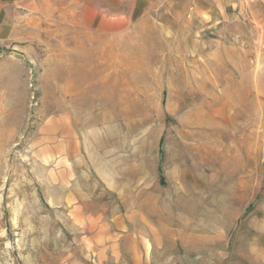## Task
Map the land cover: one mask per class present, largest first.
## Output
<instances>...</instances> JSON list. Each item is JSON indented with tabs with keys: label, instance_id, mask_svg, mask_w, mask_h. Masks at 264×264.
<instances>
[{
	"label": "rangeland",
	"instance_id": "obj_1",
	"mask_svg": "<svg viewBox=\"0 0 264 264\" xmlns=\"http://www.w3.org/2000/svg\"><path fill=\"white\" fill-rule=\"evenodd\" d=\"M0 264H264V0H0Z\"/></svg>",
	"mask_w": 264,
	"mask_h": 264
},
{
	"label": "crops",
	"instance_id": "obj_2",
	"mask_svg": "<svg viewBox=\"0 0 264 264\" xmlns=\"http://www.w3.org/2000/svg\"><path fill=\"white\" fill-rule=\"evenodd\" d=\"M231 1V0H230Z\"/></svg>",
	"mask_w": 264,
	"mask_h": 264
}]
</instances>
